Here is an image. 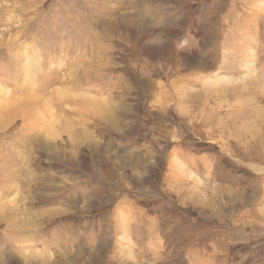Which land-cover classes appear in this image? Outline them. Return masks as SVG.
<instances>
[{"label":"rangeland","instance_id":"obj_1","mask_svg":"<svg viewBox=\"0 0 264 264\" xmlns=\"http://www.w3.org/2000/svg\"><path fill=\"white\" fill-rule=\"evenodd\" d=\"M0 264H264V0H0Z\"/></svg>","mask_w":264,"mask_h":264}]
</instances>
